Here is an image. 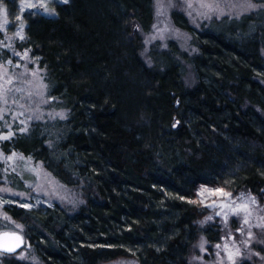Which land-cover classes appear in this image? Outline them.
Instances as JSON below:
<instances>
[{"label": "trees", "instance_id": "obj_1", "mask_svg": "<svg viewBox=\"0 0 264 264\" xmlns=\"http://www.w3.org/2000/svg\"><path fill=\"white\" fill-rule=\"evenodd\" d=\"M54 11L26 14L19 45L67 115L1 145L80 186L84 203L4 211L41 264H192L200 235L220 238L202 218L242 192L264 200V7L204 29L172 11L195 53L169 42L150 50V65L136 28L150 31L152 0H69ZM7 256L4 264H31Z\"/></svg>", "mask_w": 264, "mask_h": 264}, {"label": "rangeland", "instance_id": "obj_2", "mask_svg": "<svg viewBox=\"0 0 264 264\" xmlns=\"http://www.w3.org/2000/svg\"><path fill=\"white\" fill-rule=\"evenodd\" d=\"M68 1L0 0V233L22 234L24 246L12 257L31 264L41 263L24 236L23 226L6 214L4 207L15 205L31 210L59 205L73 212L84 203L83 191L80 186L63 185L41 162L32 157L15 150L4 151L1 143L26 133L35 122H50L67 115L64 108L48 97L45 71L39 67L29 50L19 44L25 40L26 14L54 17V5ZM152 1L153 24L150 31L143 33L136 28L142 40L140 56L147 65L151 64L150 50L166 49L169 42H174L188 55L195 53L190 35L172 23V11L181 12L193 28L204 29L213 21L239 18L264 7L254 0ZM209 4L213 7L206 6ZM249 4H255L256 7L248 8ZM245 8L246 11L243 10ZM21 23L24 25L23 39L16 35L21 30ZM25 50L28 52L27 56H24ZM9 60L12 62L8 63ZM184 80L188 86L193 84L189 65L186 66ZM252 197L254 196L242 192L230 203L216 206L200 220L201 227L217 224L220 238L218 242L210 244L200 235L190 252V263L238 264L248 261L250 264H264V200L255 198L253 202ZM245 204L247 208L239 207ZM233 208L237 210L234 212ZM237 248L238 255L235 254ZM229 251L234 254L232 259H229ZM7 258V255L0 252V264H4ZM105 264L138 263L134 259H119Z\"/></svg>", "mask_w": 264, "mask_h": 264}, {"label": "water", "instance_id": "obj_3", "mask_svg": "<svg viewBox=\"0 0 264 264\" xmlns=\"http://www.w3.org/2000/svg\"><path fill=\"white\" fill-rule=\"evenodd\" d=\"M24 246V237L17 232L0 233V252L6 255L18 253Z\"/></svg>", "mask_w": 264, "mask_h": 264}, {"label": "snow or ice", "instance_id": "obj_4", "mask_svg": "<svg viewBox=\"0 0 264 264\" xmlns=\"http://www.w3.org/2000/svg\"><path fill=\"white\" fill-rule=\"evenodd\" d=\"M34 6V5H33ZM207 7H209V8H211V7H213L211 4H209V5H206ZM256 7V5L255 4H249L248 5V8H255ZM45 10L47 11V7H46V5H45ZM243 10H247V8H245V9H243ZM23 27H24V25H23V23H21V26H20V31H18L17 33H16V35L17 36H19L21 39H23L24 38V34H23ZM154 27H155V25H154ZM158 31H159V29H158ZM28 55V52H27V50H25V52H24V56H27ZM12 61L11 60H9L8 61V63H11ZM33 75L35 76L36 75V73L34 72L33 73ZM42 94V93H41ZM60 115H63V113H61ZM10 135V134H9ZM211 191H217V192H220L221 194H223V195H228V196H231V193H227V192H224V190L223 189H216V190H211ZM243 195V194H242ZM252 199V201L253 202H255V197H252L251 198ZM240 208H247V205L245 204V205H240L239 206ZM237 209L236 208H233V211L235 212ZM245 222H247L246 220H245ZM201 223H203V221H201ZM19 227V226H18ZM238 231H243V229H238ZM249 235H251V233H249ZM248 242H250V241H248ZM201 247H203V244H201ZM227 247V246H226ZM235 254L236 255H238L239 254V249L237 248L236 249V251H235ZM259 254V253H258ZM229 259H232L233 258V252H231V251H229ZM197 259H199V257H197Z\"/></svg>", "mask_w": 264, "mask_h": 264}]
</instances>
